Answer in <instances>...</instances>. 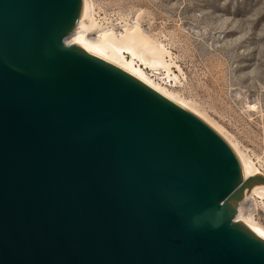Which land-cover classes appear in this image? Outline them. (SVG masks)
I'll return each instance as SVG.
<instances>
[{"label":"water","instance_id":"obj_1","mask_svg":"<svg viewBox=\"0 0 264 264\" xmlns=\"http://www.w3.org/2000/svg\"><path fill=\"white\" fill-rule=\"evenodd\" d=\"M82 0H0V264H264L208 124L68 44Z\"/></svg>","mask_w":264,"mask_h":264},{"label":"rangeland","instance_id":"obj_2","mask_svg":"<svg viewBox=\"0 0 264 264\" xmlns=\"http://www.w3.org/2000/svg\"><path fill=\"white\" fill-rule=\"evenodd\" d=\"M88 2L95 35L137 25L160 44L166 68L136 64L217 125L264 174V0ZM241 214L264 228V198L248 199Z\"/></svg>","mask_w":264,"mask_h":264},{"label":"bare ground","instance_id":"obj_3","mask_svg":"<svg viewBox=\"0 0 264 264\" xmlns=\"http://www.w3.org/2000/svg\"><path fill=\"white\" fill-rule=\"evenodd\" d=\"M82 2V15L75 32L66 38L68 44L74 45L90 54L102 58L103 60L114 63L115 66L131 74L152 89L156 90L158 93L195 114L225 139L237 155L246 177L255 174H261L264 176V174H262L255 165L243 155L236 145L224 135L217 125L209 121L192 106L173 95L167 89L155 84L140 68V65L136 64V59H138L143 65L152 68H166L167 64L164 58L168 55V52L160 44L153 42L145 36L137 25L125 26L122 33L119 34H116L113 29L102 28L96 31L98 33L95 35L92 32L96 28V24L90 15V3L88 0H82ZM92 34L96 37H92ZM254 195L264 198V185L253 188L245 202ZM235 222L264 238V228L254 222L251 217H243L241 214V208H238Z\"/></svg>","mask_w":264,"mask_h":264}]
</instances>
